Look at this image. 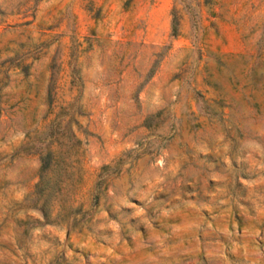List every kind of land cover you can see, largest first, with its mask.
I'll use <instances>...</instances> for the list:
<instances>
[{
	"label": "rangeland",
	"instance_id": "obj_1",
	"mask_svg": "<svg viewBox=\"0 0 264 264\" xmlns=\"http://www.w3.org/2000/svg\"><path fill=\"white\" fill-rule=\"evenodd\" d=\"M0 264H264V0H0Z\"/></svg>",
	"mask_w": 264,
	"mask_h": 264
}]
</instances>
